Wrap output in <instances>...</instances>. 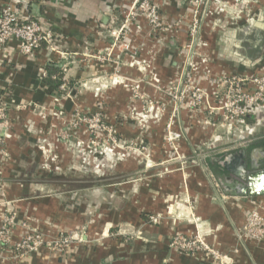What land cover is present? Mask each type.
<instances>
[{
  "label": "crops",
  "instance_id": "0c3cea01",
  "mask_svg": "<svg viewBox=\"0 0 264 264\" xmlns=\"http://www.w3.org/2000/svg\"><path fill=\"white\" fill-rule=\"evenodd\" d=\"M26 1L55 33L57 49L24 55L16 41L0 49L8 108L0 128V225L10 212L12 243L28 229L81 240L64 252L40 247L23 255L0 245V264H264V235L243 231L250 211L264 226V104L228 125L205 102L169 117L166 94L187 70L211 105L219 79L264 76V0H205L191 49L190 0H154L165 26L157 30L140 15L125 18L134 0ZM146 99L162 102L163 116L131 114ZM77 111L99 112L138 154L114 159L78 147L89 135ZM169 120L181 133L176 151L165 141ZM67 123L78 125L76 135H61ZM195 233L223 261L170 246L175 235Z\"/></svg>",
  "mask_w": 264,
  "mask_h": 264
},
{
  "label": "built area",
  "instance_id": "2783aa9c",
  "mask_svg": "<svg viewBox=\"0 0 264 264\" xmlns=\"http://www.w3.org/2000/svg\"><path fill=\"white\" fill-rule=\"evenodd\" d=\"M190 2L193 3L194 8L192 10L189 34L194 42L199 34L200 16H202L205 0H190ZM137 15H140L151 29L165 28L160 18L158 5L154 0H134L129 11L125 14V18L127 20L133 19ZM11 41L18 43L19 52L24 55L33 54L43 45L51 50L57 49L55 33L51 28L40 23L29 14L26 0H6L0 7V49ZM45 75L46 73L42 72L41 76L44 77ZM182 81L184 80L182 79ZM217 83L222 86V91L216 96V104L211 108V111L218 112L222 120L228 125L240 121L251 108H258L264 104V76H232L219 79ZM250 87L251 89H249ZM197 89L191 84H184L183 86V91L192 92L193 90V98ZM197 98L201 99V95H198ZM177 99L179 102L182 101L181 93ZM7 111L8 108L0 97V128L7 125ZM75 119L87 125L91 131L94 128H98L101 131L106 129L102 126L99 127L100 118L98 116L80 118L78 113H76ZM71 126L75 127L76 125L74 123ZM168 130L169 133L166 139L176 151L174 142L179 139L180 134L179 132L171 131L170 128ZM98 135L101 134L98 133ZM91 136L90 143H93V135L91 134ZM1 142L2 138L0 135V144ZM6 213L7 215L3 217V222L0 225V245L8 249H14L19 255L30 254L37 251L40 247L64 252L73 242L81 240L75 234L70 233L58 235L54 239H44L39 233L28 229L18 241L12 243L10 237L14 221L13 215L10 212ZM243 231L254 239L263 237L264 226L260 215L256 211H250L248 214L243 225ZM170 246L189 254L203 253L208 258H211L214 263L223 261L219 252L205 243L197 233L192 236L175 235Z\"/></svg>",
  "mask_w": 264,
  "mask_h": 264
},
{
  "label": "rangeland",
  "instance_id": "374dc122",
  "mask_svg": "<svg viewBox=\"0 0 264 264\" xmlns=\"http://www.w3.org/2000/svg\"><path fill=\"white\" fill-rule=\"evenodd\" d=\"M240 1H242V0H234V2H240ZM247 1H250V0H247ZM247 4H248V2H245V5H247ZM205 11H206V8H205ZM198 33H199V31H198ZM194 42H193V40H191V37H190V34H189V44H188L189 48L188 49H191L194 46V44H195ZM186 73H187V75L185 76V80L184 81L180 80L179 83L177 82L178 84L176 83V84L172 85L166 91L167 97L171 101V103L173 105V109H174V110H172V113L170 114L169 117L173 118L175 113H176V111L180 107H186L188 110L194 111L197 107L202 105L203 102H205L208 112L212 113L211 112V108L214 107L215 105H211L209 103V99H208L207 93L202 88L196 86L193 83L191 75L188 74V73H190L189 70H187ZM184 84L185 85L191 84L192 86L198 88L195 91V95H194V98H196V99H194L192 97L193 90H192V92L183 91ZM180 93H181V96H182V101L181 102H179L178 99H177L179 97ZM140 95H141L140 99L145 100L146 96L144 94H142V93H140ZM198 95H201V99L197 98ZM145 103L146 104L143 107H141L140 111H136V112L132 111L131 114H135L137 116H143V115H148L147 113H150V115H152V116H154L156 118L163 116V113L165 111V106H164V104L162 102L155 101L153 99H146ZM77 113H78V116L80 118L98 116V118H100L99 127L102 126V127L106 128L103 131L99 130L98 128H94L93 131H91V129L88 128L87 125H85V126L82 125L84 127L85 131H87V133H88L87 135H89V138L87 139V141H84V140L77 141V146L78 147H80V146L84 147V145L85 146H89V147L92 146V149H93L94 152H98L96 149H99V148L100 149H104L108 153L115 154L114 159L116 157H118V156H123L124 157V156H127V155L128 156H132L133 153L138 154L137 153V150L139 148L138 145L134 146L133 145L134 142L130 141V140L129 141H124V142L123 141H119V139H118V137L116 135L117 131H115L114 126L112 124L106 123L104 121L102 115L99 112L85 113V112L77 111ZM64 126H66V127L64 128V130L63 129L61 130L62 131L61 135H65V136H68V137H70L72 134L76 135V130H77L76 127H78V125H76L75 127H72L71 125H69L67 123ZM171 126H172V120H169V124H167V126L165 128V141L167 142V144L169 143L167 141V139H166V137H168V133H169L168 128H170L171 131H174V132H177V133L179 132V131L173 130L171 128ZM69 131H70V133H69ZM77 132H78V130H77ZM98 133L101 134V135H98ZM91 134L93 135V139H92L93 143H90L91 142ZM94 134H96V135H94ZM179 134H180V137H181V133L180 132H179ZM74 135H73V137H74ZM174 148H177L176 144H174ZM140 150H141V153H145L144 155H146V156L148 155L149 156L150 152H148V150L146 151L143 148L140 149ZM46 159L50 160V159H53V158H48L47 157ZM78 159H81V158H78ZM44 163H46V162H44ZM49 163L51 164L52 162L49 161ZM46 164H48V161H47ZM93 164L94 165H96V164L99 165V162L96 160V158H94ZM45 167L47 168L49 166L47 165ZM48 173L47 174L50 175V172H48Z\"/></svg>",
  "mask_w": 264,
  "mask_h": 264
},
{
  "label": "trees",
  "instance_id": "16d2710c",
  "mask_svg": "<svg viewBox=\"0 0 264 264\" xmlns=\"http://www.w3.org/2000/svg\"><path fill=\"white\" fill-rule=\"evenodd\" d=\"M56 68H53L52 66H48V70L49 71H55ZM55 83H57V81H55ZM55 86V85H54Z\"/></svg>",
  "mask_w": 264,
  "mask_h": 264
}]
</instances>
